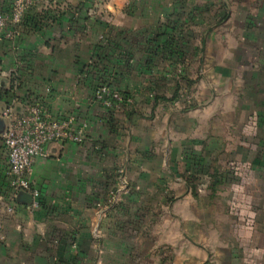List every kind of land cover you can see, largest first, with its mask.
Listing matches in <instances>:
<instances>
[{
  "label": "crops",
  "instance_id": "obj_1",
  "mask_svg": "<svg viewBox=\"0 0 264 264\" xmlns=\"http://www.w3.org/2000/svg\"><path fill=\"white\" fill-rule=\"evenodd\" d=\"M82 1L37 0L0 43V112L37 98L87 124L34 161L37 206L0 137V264H264V0H87L74 23ZM184 14L174 62L146 33ZM102 36L121 45L87 67ZM103 80L133 103L107 112Z\"/></svg>",
  "mask_w": 264,
  "mask_h": 264
},
{
  "label": "built area",
  "instance_id": "obj_2",
  "mask_svg": "<svg viewBox=\"0 0 264 264\" xmlns=\"http://www.w3.org/2000/svg\"><path fill=\"white\" fill-rule=\"evenodd\" d=\"M36 1L10 0L8 9L0 8V43L13 41L17 37L24 17ZM180 96H186L184 89ZM94 99L104 108L133 103V97L126 96L105 83H100L95 88ZM179 101L180 99L176 104ZM0 118L4 122L0 137L7 151L8 184L14 196L19 192H27L31 195L32 205L37 206L39 191L33 188L30 181L34 161L36 158L48 157L49 144L82 142L87 124L77 120L73 114L53 116L37 98L27 99L25 102L14 98L0 112ZM115 193L113 190L109 192L111 199H114Z\"/></svg>",
  "mask_w": 264,
  "mask_h": 264
},
{
  "label": "trees",
  "instance_id": "obj_3",
  "mask_svg": "<svg viewBox=\"0 0 264 264\" xmlns=\"http://www.w3.org/2000/svg\"><path fill=\"white\" fill-rule=\"evenodd\" d=\"M86 1L87 0H83L78 6L74 8L73 15L71 18V21H73L74 23L76 22L78 23L79 19H81V16H80L81 5H84ZM184 15H185V18L183 20L181 16L177 20H174V19H171V16L167 15L166 20L162 23L159 22L154 31L148 30V32L146 33L148 34L146 37L147 45L152 44L151 46H153L159 43L161 49H163L164 52H166L167 58L174 62H182L186 58L185 50H186V46L188 45V42L185 40V38L182 35H183L184 24L185 22L188 21V19L186 18H189V14H184ZM27 19H28V14L24 17L23 23H26ZM83 27H85V25H83ZM111 41L114 42L113 40H110L108 37H104V36L101 37V40L96 45V49L93 54V59L91 58V61L87 65V67L95 66L97 65V63H101V64L103 63L104 57L101 56L100 53L98 54L96 53L98 49H101V50L105 48L113 49L117 47L116 44H120L119 42H121V40H118L117 42H114V43H112ZM112 44H114V47H112ZM157 48L159 47L157 46ZM17 79L18 78H16V80ZM14 82H15V79L13 78L10 89L3 92L5 95L10 94L12 97H17V95L15 94H16V88L18 87H15ZM101 83H105L111 86V83H108L106 80L101 81ZM120 92H122L126 96H130L129 94L123 91H120ZM177 96L178 94L176 91L175 97ZM114 107L115 105L110 108H106L107 112L111 114V111L113 110Z\"/></svg>",
  "mask_w": 264,
  "mask_h": 264
},
{
  "label": "water",
  "instance_id": "obj_4",
  "mask_svg": "<svg viewBox=\"0 0 264 264\" xmlns=\"http://www.w3.org/2000/svg\"><path fill=\"white\" fill-rule=\"evenodd\" d=\"M28 199L30 200L31 199V196H28Z\"/></svg>",
  "mask_w": 264,
  "mask_h": 264
}]
</instances>
